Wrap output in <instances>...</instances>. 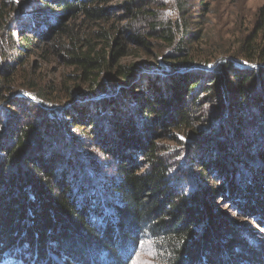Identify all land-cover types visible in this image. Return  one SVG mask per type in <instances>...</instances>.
<instances>
[{
  "label": "trees",
  "instance_id": "obj_1",
  "mask_svg": "<svg viewBox=\"0 0 264 264\" xmlns=\"http://www.w3.org/2000/svg\"><path fill=\"white\" fill-rule=\"evenodd\" d=\"M117 1L0 0V33L52 43L85 86L0 98V264H132L145 242L152 264H264V13L247 59L211 65L185 43L195 6ZM152 39L157 63H122Z\"/></svg>",
  "mask_w": 264,
  "mask_h": 264
},
{
  "label": "rangeland",
  "instance_id": "obj_2",
  "mask_svg": "<svg viewBox=\"0 0 264 264\" xmlns=\"http://www.w3.org/2000/svg\"><path fill=\"white\" fill-rule=\"evenodd\" d=\"M15 1L21 3L26 0ZM120 1L109 5L118 4ZM184 1L188 2L190 7H196L193 9L195 15L191 19L188 29L198 31L199 35L195 40L190 41L188 38L185 41L188 46H191L193 62L200 64L206 62L205 64L212 65L225 57H231L237 61L245 60L246 53L241 51V45L258 30L259 19L264 13L262 11L264 0ZM203 2L206 5L204 7L199 6ZM206 8H208L207 12ZM157 12L161 19H175L177 14L176 3L173 0H164L158 6ZM12 14L13 17L22 14L21 8L17 5L12 10ZM259 33L264 35V29ZM150 41L155 45L154 48H151V53L133 48L132 55L123 59L122 63L126 65L142 62L157 63V56H160L162 52L165 53L167 47L161 41L155 39ZM24 43L26 41L22 39L19 33H9L7 36L0 33V98H2V102L5 101L6 104H9V101L18 94L27 95L49 109L60 108L62 105L65 106L66 98L72 91L76 90L77 93H80L84 90L85 86L78 81L74 82V69L68 67L63 58L54 53L52 43L47 45L50 54L46 58L41 48L33 47L26 50L23 48ZM23 50L27 52H23ZM10 65L12 66L11 70L5 73V68L10 67ZM3 77L8 81H1ZM35 95H40L43 99L36 100ZM0 108L5 109L4 107ZM205 109L209 113L212 112L211 106H206ZM17 111L25 113V108L22 111ZM31 121L38 123L41 120L36 121L27 118V125H30ZM178 136L184 137L180 134ZM79 151H84V149ZM218 205L222 211L232 214L237 220H246L235 212L233 206H228L225 200H220ZM6 264L12 263L9 261ZM132 264H152V249L149 242L141 245Z\"/></svg>",
  "mask_w": 264,
  "mask_h": 264
},
{
  "label": "bare ground",
  "instance_id": "obj_3",
  "mask_svg": "<svg viewBox=\"0 0 264 264\" xmlns=\"http://www.w3.org/2000/svg\"><path fill=\"white\" fill-rule=\"evenodd\" d=\"M108 125V124H107ZM107 133V132H106ZM77 150V149H76Z\"/></svg>",
  "mask_w": 264,
  "mask_h": 264
}]
</instances>
